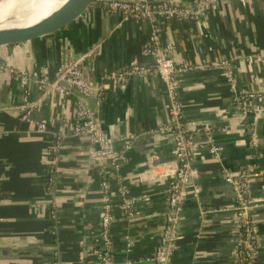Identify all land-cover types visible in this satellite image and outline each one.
<instances>
[{"label": "crops", "instance_id": "obj_1", "mask_svg": "<svg viewBox=\"0 0 264 264\" xmlns=\"http://www.w3.org/2000/svg\"><path fill=\"white\" fill-rule=\"evenodd\" d=\"M149 31L147 21L123 19L100 4L54 35L0 50V65L25 73L42 71L53 79L72 55L93 49L81 67L86 76L97 80L131 63H150L151 56L143 51ZM162 39L173 44L176 62L228 60L234 82L232 88L220 66L177 76L186 119L196 127L210 126L212 139L208 145L201 133L191 138V165L196 172L192 180L200 191L188 194L183 203L180 246L172 264H233L240 231L235 195L224 173L251 166L250 198L259 204L250 215L257 235L255 264H264V113L244 112L233 103L235 93L264 92V0L219 1L198 20L164 23ZM122 84L121 88L109 87L100 104H95L97 118L114 149L123 146L121 136L138 134L118 174L130 195L146 197L135 204L132 219L124 217L113 170L108 167L115 198L110 226L112 264H154L174 167L171 136L160 130L169 121L168 100L157 75L132 77ZM28 87L31 101L41 97L37 85L30 82ZM66 90L65 94L51 91L33 109L32 118L47 120L50 133L41 135L33 124L19 118L17 78L0 73V264H52L54 260L57 264H94L90 248L97 245L99 181L105 162L90 153L86 136L72 135L77 97L71 88ZM85 100L95 103L93 97ZM52 133L61 136L63 147L50 195L45 173ZM212 145L218 147V159L209 151ZM82 190L80 210L76 203ZM50 201L57 210L55 222L49 216ZM38 203L42 206L37 207Z\"/></svg>", "mask_w": 264, "mask_h": 264}, {"label": "built area", "instance_id": "obj_2", "mask_svg": "<svg viewBox=\"0 0 264 264\" xmlns=\"http://www.w3.org/2000/svg\"><path fill=\"white\" fill-rule=\"evenodd\" d=\"M219 1L230 0H194L190 5H180L176 2L155 1L146 3L145 0H105L101 3L103 9L110 13H120L123 19H138L147 21L150 25L148 38L143 51L150 55V63H131L118 70L104 73L99 79L92 80L82 70L81 62L92 55V50L80 56L74 61L61 65L54 79L48 78L42 71L20 72L9 65H0V73L7 72L14 75L20 86L21 100L15 106L19 118L34 125L35 132L41 135L49 134L46 119H34L31 117L33 109L38 105L41 98L56 90L60 94L68 93L71 88L76 96L74 104V122L71 133L73 136H86L90 144V153L96 160L105 162L100 172L99 195V229L95 235L94 245L90 252L94 256V264H112V234L111 222L114 218L115 198L111 181L108 176V167L113 170L111 175L117 184L116 192L119 197V205L124 217L132 219L135 216V204L145 194L130 195L123 177L118 174L123 163L126 161V153L131 149L137 133H129L121 136L123 143L121 149H114L111 140L104 135L100 122L94 118L91 108L86 105L83 98L93 97L95 104L99 105L108 87L127 82L132 77H147L157 75L164 83L168 100V117L166 125L160 130L171 136L174 149L173 178L166 188L167 203L161 231L154 252V264H169L173 248L177 241V232L180 221V213L183 202L190 187V176L193 171L192 160L194 147L191 141L192 135L201 133L205 136L207 144L211 143L212 128L210 126L196 127L195 123L186 119L183 104L180 99L178 74L192 69H202L208 66H220L225 71V76L234 88L233 72L228 60L190 63L188 61L176 62L173 57L174 46L162 39V25L172 20L186 21L198 20L207 8ZM37 85L42 95L36 101L28 98V84ZM256 100L255 103L250 102ZM233 103L244 112L264 113V92L242 91L233 95ZM52 142L48 148L49 157L45 173V189L51 195L57 177L58 154L63 147L60 135L52 133ZM253 143V142H252ZM212 157L218 159V147L209 146ZM251 168H244L236 172H225L224 180L230 185L235 195L234 209L239 228V238L233 253V264H255L257 247V235L248 210L254 205L250 204L248 178ZM141 177V174L140 176ZM194 193L197 188L194 187ZM118 201V200H117ZM49 216L52 222L56 221L57 210L53 201H50ZM41 207V204H37ZM130 247V243L127 244ZM57 253H55L56 256ZM52 264H57L54 260Z\"/></svg>", "mask_w": 264, "mask_h": 264}, {"label": "water", "instance_id": "obj_3", "mask_svg": "<svg viewBox=\"0 0 264 264\" xmlns=\"http://www.w3.org/2000/svg\"><path fill=\"white\" fill-rule=\"evenodd\" d=\"M4 0H0V3ZM105 1V0H69L65 4L59 6L57 9L53 10L49 16L44 19L37 21L35 23H32L27 26H18V27H9L10 19H11V14H12V8L10 10H7V15L6 18L4 19L3 22H0V50H6V49H14L17 47L24 46L27 43L34 42L39 39L47 38L51 35H54L58 32H60L62 29L70 26L72 23H74L76 20H78L90 7L95 8L97 6H100V4ZM128 1H136V0H128ZM160 1V0H159ZM164 1H169V2H176L180 5H190L186 2H181V1H175V0H164ZM146 3L150 2H155V1H150V0H145ZM13 6V5H12ZM11 7V2L9 3V6ZM122 17L120 13H116ZM89 50L81 53V54H76L72 55L68 61H74L78 59L80 56L83 54L87 53ZM263 62V61H262ZM55 78V77H54ZM53 78V79H54ZM123 84H118L114 85L112 88H121ZM108 89L105 90L108 91ZM84 102L86 105H88L91 110L92 114L95 119L98 120L97 118V108L95 103L89 104L86 102L85 98H83ZM254 114L258 115L259 113L253 112ZM102 127V126H101ZM104 135L106 136V132L104 131V128L102 127ZM107 137V136H106ZM209 145V144H208ZM196 172L192 171L191 176H190V187L187 191V195L191 194L194 195V186L195 183L193 182V177L195 176ZM200 191V188H197V193ZM186 195V196H187ZM85 196V190H82L80 193L81 200L76 203L77 208H82L83 206V200L82 198ZM249 197H250V189H249ZM186 198V197H185ZM185 202V200H184ZM183 202V203H184ZM250 204L254 205V207L250 208L248 210L249 215H251V211L258 206L259 204L253 200V198H250ZM234 213H236V210L234 209ZM178 232H177V241L175 243V246L173 248V254L178 250L179 248V240L181 238L180 232H179V226H178ZM172 256L169 261V264H172Z\"/></svg>", "mask_w": 264, "mask_h": 264}, {"label": "bare ground", "instance_id": "obj_4", "mask_svg": "<svg viewBox=\"0 0 264 264\" xmlns=\"http://www.w3.org/2000/svg\"><path fill=\"white\" fill-rule=\"evenodd\" d=\"M68 1L69 0H4L0 3V22H3L6 18L8 13L7 10L9 11L10 8H12L9 27L27 26L46 19L53 10ZM10 2L11 7H8Z\"/></svg>", "mask_w": 264, "mask_h": 264}]
</instances>
